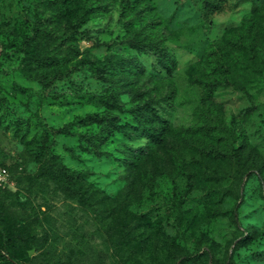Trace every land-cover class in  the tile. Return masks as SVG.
<instances>
[{
    "label": "rangeland",
    "instance_id": "obj_1",
    "mask_svg": "<svg viewBox=\"0 0 264 264\" xmlns=\"http://www.w3.org/2000/svg\"><path fill=\"white\" fill-rule=\"evenodd\" d=\"M133 1L124 25L119 0H0V264H264V67L207 98L199 64L245 23L234 46L264 53V0ZM91 113L116 118L96 154L50 131Z\"/></svg>",
    "mask_w": 264,
    "mask_h": 264
},
{
    "label": "trees",
    "instance_id": "obj_2",
    "mask_svg": "<svg viewBox=\"0 0 264 264\" xmlns=\"http://www.w3.org/2000/svg\"><path fill=\"white\" fill-rule=\"evenodd\" d=\"M133 3V0H119V21L124 25L129 24L128 19L132 16L131 12L133 10ZM205 8V18H207L211 13L210 3L208 1L205 4ZM263 12L264 5L261 6L259 9L252 10L247 16L248 23H251L253 24V26H255L258 17ZM247 28L248 24L245 23L244 27L236 29V32H227L226 36H228L229 33V37L232 39V41H235V43H230L229 38H223L221 40H216L209 43L204 58L199 63L201 69L206 72L207 81L205 82V92L207 98L212 97L213 93L216 92L218 88L231 86L234 83V80H236V78L240 79L244 77L247 73L255 72L257 66L261 68L264 67V53L256 52L252 57L248 58L245 44H240L239 47L234 46L237 43V37L239 35H243L244 31ZM228 43H230V45ZM149 47L154 50L157 57L163 58L165 56L166 50L161 39H157L156 41H150ZM133 49L137 51L139 50L136 47ZM251 61H254V63H252ZM166 63L170 68L169 74L177 68V62L175 59L167 60ZM62 78V75L55 74L54 76L49 78L40 77L38 79V82L43 87H49L53 82ZM171 90L172 91L170 92V94L164 99L168 104H172L175 96L174 89L172 88ZM115 121L116 118L111 116L110 114L91 113L85 115L84 117L77 118L73 123H68L58 129H50V131L75 136L79 139V147L83 152L90 151L96 154L101 149V146L104 144V140L109 137L111 126H115ZM95 124L99 126V129L88 135L86 133L72 131L74 125L78 127H83ZM43 129L46 132L47 127L43 125ZM46 138L47 136H45L41 140L40 147L41 145H44ZM156 143L158 142L151 141L149 142V144L146 145L145 149H142L137 152V154L135 155L136 159L131 165V169H136L140 167L143 162H145V158L148 154V151L159 146ZM69 150L71 153H73V149ZM52 158V162L49 165L50 167H43L44 173L54 177V179L58 180V182L65 187L66 192H68L70 195L75 196L80 192L78 184L83 180L81 175L70 171L65 166H61L57 161L56 156H52ZM1 237L5 241H7V237L4 233L1 235Z\"/></svg>",
    "mask_w": 264,
    "mask_h": 264
},
{
    "label": "built area",
    "instance_id": "obj_3",
    "mask_svg": "<svg viewBox=\"0 0 264 264\" xmlns=\"http://www.w3.org/2000/svg\"><path fill=\"white\" fill-rule=\"evenodd\" d=\"M7 172L5 169H0V185L6 183L7 181Z\"/></svg>",
    "mask_w": 264,
    "mask_h": 264
}]
</instances>
